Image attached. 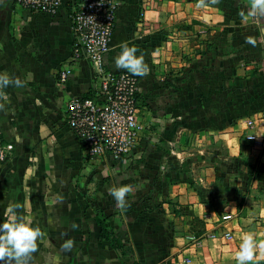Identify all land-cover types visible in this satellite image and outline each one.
Segmentation results:
<instances>
[{"label":"crops","instance_id":"0c3cea01","mask_svg":"<svg viewBox=\"0 0 264 264\" xmlns=\"http://www.w3.org/2000/svg\"><path fill=\"white\" fill-rule=\"evenodd\" d=\"M78 1L51 17L0 0V73L25 82L2 90L0 129L15 149L0 164V222L20 204L19 214L47 233L32 264H237L243 234L264 240V155L245 141L254 133L246 122L264 112V17H240L250 0L206 9L196 0H148L146 12L147 0H121L105 68L124 71L115 67L124 44L144 55V131L128 159L90 160L65 119L68 102L90 94L97 79L90 60L71 61ZM68 64L73 76L61 85ZM124 184L135 188L126 211L108 191ZM98 218L123 250L101 238ZM66 239L72 252L61 250Z\"/></svg>","mask_w":264,"mask_h":264},{"label":"built area","instance_id":"2783aa9c","mask_svg":"<svg viewBox=\"0 0 264 264\" xmlns=\"http://www.w3.org/2000/svg\"><path fill=\"white\" fill-rule=\"evenodd\" d=\"M67 0H16V6L36 14L55 17ZM147 0L143 4L146 12L150 8ZM121 0H80L75 2L71 13L74 43L71 61L90 60L97 76L90 96L73 97L67 104L65 119L67 126L77 136L84 155L90 160L110 158L121 161L131 157L141 141L144 126L139 120V77L122 72H109L105 59L111 50ZM143 12V14H144ZM100 63L98 64L96 59ZM68 64L59 70V82L66 84L73 76L74 65ZM247 129L254 133L245 135L252 151L264 155V112L246 122ZM182 132L178 133L181 137ZM192 140L196 142L195 135ZM15 146L6 143L0 129V164L11 158ZM233 220L224 215L222 222ZM232 240L228 231L223 236Z\"/></svg>","mask_w":264,"mask_h":264},{"label":"clouds","instance_id":"9594fccd","mask_svg":"<svg viewBox=\"0 0 264 264\" xmlns=\"http://www.w3.org/2000/svg\"><path fill=\"white\" fill-rule=\"evenodd\" d=\"M221 3V0H196L198 9H206ZM240 17L247 21L251 17H264V0H250V9L245 14L241 11ZM246 42L255 46L256 38L246 37ZM122 51L115 58V67L124 70L133 76L147 77L150 74V67L145 61L144 55H137L136 47H129L127 44L121 46ZM97 63L100 61L95 58ZM8 87H25V82L20 77H12L7 72L0 73V112H6L8 96L2 91ZM109 194L116 201V207L126 211L130 207L128 197L135 191L131 184H124L119 187L113 186ZM20 204L9 205L5 210L7 219L0 222V264H32L34 255L40 250V245L46 243L47 233L40 227H34L32 222L25 216L19 214ZM215 214V213H213ZM254 233H245L240 238L239 251L235 259L237 264H251L254 260L264 259V240L257 243ZM75 247L73 239H66L61 245L63 252H72ZM259 253V254H257Z\"/></svg>","mask_w":264,"mask_h":264},{"label":"trees","instance_id":"16d2710c","mask_svg":"<svg viewBox=\"0 0 264 264\" xmlns=\"http://www.w3.org/2000/svg\"><path fill=\"white\" fill-rule=\"evenodd\" d=\"M90 94L86 96H90ZM106 218H98L97 222L101 227V238L111 243V246L117 250H123L125 245L116 238L115 234L105 227Z\"/></svg>","mask_w":264,"mask_h":264}]
</instances>
